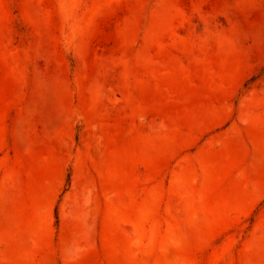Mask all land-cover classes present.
Segmentation results:
<instances>
[{"label":"rangeland","instance_id":"rangeland-1","mask_svg":"<svg viewBox=\"0 0 264 264\" xmlns=\"http://www.w3.org/2000/svg\"><path fill=\"white\" fill-rule=\"evenodd\" d=\"M0 264H264V0H0Z\"/></svg>","mask_w":264,"mask_h":264}]
</instances>
